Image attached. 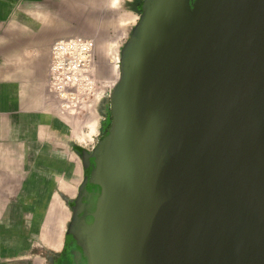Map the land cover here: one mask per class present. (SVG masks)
Returning <instances> with one entry per match:
<instances>
[{
    "label": "water",
    "instance_id": "95a60500",
    "mask_svg": "<svg viewBox=\"0 0 264 264\" xmlns=\"http://www.w3.org/2000/svg\"><path fill=\"white\" fill-rule=\"evenodd\" d=\"M120 66L87 264H264V0H145Z\"/></svg>",
    "mask_w": 264,
    "mask_h": 264
},
{
    "label": "crops",
    "instance_id": "0c3cea01",
    "mask_svg": "<svg viewBox=\"0 0 264 264\" xmlns=\"http://www.w3.org/2000/svg\"><path fill=\"white\" fill-rule=\"evenodd\" d=\"M81 1L0 0V264H44L41 249L58 247V190L71 193L78 175L58 134L87 133L59 112L48 74L52 42L83 20Z\"/></svg>",
    "mask_w": 264,
    "mask_h": 264
},
{
    "label": "rangeland",
    "instance_id": "374dc122",
    "mask_svg": "<svg viewBox=\"0 0 264 264\" xmlns=\"http://www.w3.org/2000/svg\"><path fill=\"white\" fill-rule=\"evenodd\" d=\"M144 1L82 0L80 7L86 13L78 16L83 17V20L78 22L76 19L73 21L74 26L78 27V29H75L73 33L69 34L93 36L97 42V50L96 65L91 78L92 81L89 86L82 87L78 108L74 111L63 109L60 107V102L57 99L61 109H59V112L61 111L66 116L74 117V122L77 124L81 122L83 126H79L78 129L87 133L85 139L82 141H78L76 135L72 133L58 134V144L63 146L64 150L69 151L70 159L74 162L73 168L78 170V175L74 178L73 191L67 193L68 191L58 190V246L69 223L71 200L78 186L80 184L82 186L86 178V176L83 178L85 174L83 157L93 152L99 138L110 126L112 117L108 99L120 77L122 50L134 37V29L143 12ZM104 2L109 3L110 6L103 7ZM114 25H117L121 29L115 31L105 29ZM95 123L96 126L92 129V125ZM45 249L42 248L41 250L46 252ZM41 258L44 260V264H48L45 254L41 255Z\"/></svg>",
    "mask_w": 264,
    "mask_h": 264
},
{
    "label": "built area",
    "instance_id": "2783aa9c",
    "mask_svg": "<svg viewBox=\"0 0 264 264\" xmlns=\"http://www.w3.org/2000/svg\"><path fill=\"white\" fill-rule=\"evenodd\" d=\"M96 50V39L83 34H69L52 42L48 87L61 108H78L82 87L92 81Z\"/></svg>",
    "mask_w": 264,
    "mask_h": 264
},
{
    "label": "flooded vegetation",
    "instance_id": "af4514ba",
    "mask_svg": "<svg viewBox=\"0 0 264 264\" xmlns=\"http://www.w3.org/2000/svg\"><path fill=\"white\" fill-rule=\"evenodd\" d=\"M86 157L87 162L93 165L89 153ZM84 170L83 178L90 174V169L86 165ZM98 194L99 186H93L88 181L83 187L81 184L78 186L70 203V219L60 245L45 252L48 264H87V257L82 247V227L93 221L92 212Z\"/></svg>",
    "mask_w": 264,
    "mask_h": 264
}]
</instances>
